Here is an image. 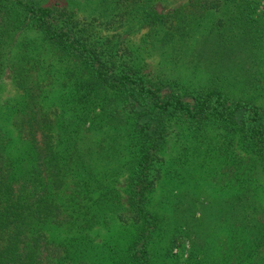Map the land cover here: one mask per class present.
Returning a JSON list of instances; mask_svg holds the SVG:
<instances>
[{
	"label": "trees",
	"instance_id": "trees-1",
	"mask_svg": "<svg viewBox=\"0 0 264 264\" xmlns=\"http://www.w3.org/2000/svg\"><path fill=\"white\" fill-rule=\"evenodd\" d=\"M74 1L0 0V80L8 66L7 44L17 32L29 28L37 29L47 43L74 60L84 75L73 82L77 102L87 113L98 108V114L127 134L125 200L114 188L92 195L94 189L88 186L95 177L89 159L92 146L88 154L79 149V128L60 122L57 109L45 105L49 80L37 72L36 65L13 64L12 75L23 100L3 112L11 127L0 125V264H79L63 240L55 244L59 256L52 259L46 228L63 224L88 228L107 212L133 226L115 264H154L151 244L163 221L151 204L158 179L154 169L172 122L214 123L235 130L241 146L260 159L264 174V108L252 98L231 97L217 83L181 90L171 80L150 75L140 64L120 66L112 47L97 43L88 26L81 24ZM101 1L106 9L109 3L110 8L139 18L150 30H162L165 42L201 29L197 52L213 70L214 64L226 65L239 44L252 52L264 47V6L259 8V0H190L188 6L165 11L155 7L156 0ZM210 14L214 18L204 21ZM69 178L76 186L64 190ZM86 197L90 204L82 202ZM179 200H174L177 217L171 245L175 239L190 237L189 252L194 256L182 264H194L203 247L200 225L208 221L210 208L202 210V219L193 218L189 224L194 208L190 205L187 213H180ZM215 206L213 214L220 221L247 230L251 248L228 254L227 264H264V205L255 201L251 189L221 197Z\"/></svg>",
	"mask_w": 264,
	"mask_h": 264
},
{
	"label": "rangeland",
	"instance_id": "rangeland-1",
	"mask_svg": "<svg viewBox=\"0 0 264 264\" xmlns=\"http://www.w3.org/2000/svg\"><path fill=\"white\" fill-rule=\"evenodd\" d=\"M37 1L47 4L63 2ZM189 2L156 0L154 5L165 11L182 4L188 6ZM259 3L261 9L264 0H259ZM73 5L81 24L84 22L88 26L91 38L99 44L111 46L120 66L124 62L126 66L133 62L140 64L150 75L171 80L181 90L217 83L231 97L252 98L264 108V47H255L252 52L239 44L237 54L227 59L224 66L214 64L216 68L213 70V66L208 65L197 52L201 29H194L195 32L183 39L165 42L161 37L162 30H150L139 18L120 13L119 8H110L109 3L108 9L101 0H75ZM212 16L206 15L203 20ZM4 57L8 66L0 80V125L11 127L3 112L11 106L21 105L23 100V93L12 75L13 66L21 61L36 65L37 72L49 80L45 105L57 109L55 117L60 122L67 121L71 128H79V149L88 154L87 149L92 146L89 159L95 177L88 184L94 189L92 195L96 197L100 190L114 188L119 190L124 201L128 175L127 134L112 120L107 121L104 114H98V108L87 113L77 102L73 82L82 74L79 65L47 43L35 28L17 32L7 44ZM94 114L95 119L91 121ZM11 132L17 135L15 128ZM161 155L154 169L158 179L151 201L163 216L159 233L151 244L154 264H182L186 259L192 261L194 256L189 252L190 237L182 241L175 239L171 245L177 217L174 208L176 197L180 199V213H187L186 207L190 205L194 208L189 224L193 218L202 219V210L210 208L208 221L200 225L203 247L198 257L193 259L194 264H227L228 254L251 250L247 230L231 228L213 214L221 197L245 188H250L255 201L264 205V174L260 159L241 146L238 133L214 123L198 125L185 120L173 121ZM97 178H101V182ZM73 181L69 178L63 189H73L76 186ZM82 202L90 204L92 201L86 197ZM105 214L88 228L81 229L71 224L47 227L52 259L59 256L55 244L63 240L81 261L79 264H115L124 251L133 226L111 212Z\"/></svg>",
	"mask_w": 264,
	"mask_h": 264
}]
</instances>
